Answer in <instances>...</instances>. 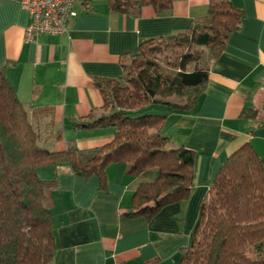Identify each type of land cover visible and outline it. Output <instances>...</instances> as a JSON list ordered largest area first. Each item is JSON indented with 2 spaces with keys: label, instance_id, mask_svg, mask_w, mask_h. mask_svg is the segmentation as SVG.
I'll return each mask as SVG.
<instances>
[{
  "label": "crops",
  "instance_id": "crops-1",
  "mask_svg": "<svg viewBox=\"0 0 264 264\" xmlns=\"http://www.w3.org/2000/svg\"><path fill=\"white\" fill-rule=\"evenodd\" d=\"M229 1L242 12L241 21L218 54L202 48L208 53L200 57L207 78L194 86V103L183 110L154 106L166 114L162 132L170 144L192 150L189 195L151 217L129 216L134 191L153 171L130 175L125 162H112L102 184L96 175L76 174L66 164L39 167L41 177L56 180L48 264H180L200 204L224 160L249 144L264 169V0ZM207 4L176 0L163 11L144 6L131 15L109 9L107 0H76L66 33L28 39L26 10L16 0H0V67L24 104L44 109L42 127L53 137L60 134L52 148L61 149L70 139L78 149L106 145L112 128L73 126L90 120L102 105L94 79L118 78L121 60L141 41L183 33L206 13Z\"/></svg>",
  "mask_w": 264,
  "mask_h": 264
},
{
  "label": "trees",
  "instance_id": "trees-1",
  "mask_svg": "<svg viewBox=\"0 0 264 264\" xmlns=\"http://www.w3.org/2000/svg\"><path fill=\"white\" fill-rule=\"evenodd\" d=\"M174 1L107 4L113 11L137 15L144 6L160 12ZM241 17L229 0H208L206 13L183 33L141 41L135 53L121 60L118 78L94 79L102 105L90 120L73 126H107L113 139L90 149H78L73 139L61 149L52 148L60 134L53 137L42 127L44 109L24 104L0 67V264H48L53 255L51 192L56 180L41 177L39 167L66 164L76 174L96 175L102 184L112 162H125L130 175L153 171V178L134 191L129 216L151 217L189 195L192 150L170 144L162 132L166 114L154 106L183 110L194 103V86L207 78L201 49L218 54ZM163 50L174 52L170 61L159 58ZM208 193L180 264H264V169L249 144L224 160Z\"/></svg>",
  "mask_w": 264,
  "mask_h": 264
},
{
  "label": "built area",
  "instance_id": "built-area-1",
  "mask_svg": "<svg viewBox=\"0 0 264 264\" xmlns=\"http://www.w3.org/2000/svg\"><path fill=\"white\" fill-rule=\"evenodd\" d=\"M76 0H16L26 10L30 23L26 27V38L36 34H64L68 22L75 16Z\"/></svg>",
  "mask_w": 264,
  "mask_h": 264
},
{
  "label": "rangeland",
  "instance_id": "rangeland-1",
  "mask_svg": "<svg viewBox=\"0 0 264 264\" xmlns=\"http://www.w3.org/2000/svg\"><path fill=\"white\" fill-rule=\"evenodd\" d=\"M192 49L194 50V48L192 47ZM196 50H200V49H196V47H195V51ZM202 50V49H201ZM174 52H171V51H169V50H163V52H161V53H159L158 55H159V58L160 59H162L163 60V58L165 57L166 58V60H171V58L174 56V54H173ZM207 54L208 53H202V55H201V59H206V56H207ZM168 58V59H167ZM190 68V67H189ZM157 111V110H156Z\"/></svg>",
  "mask_w": 264,
  "mask_h": 264
}]
</instances>
